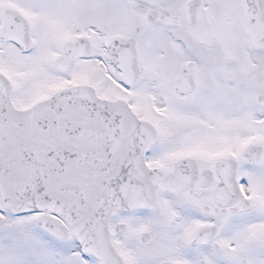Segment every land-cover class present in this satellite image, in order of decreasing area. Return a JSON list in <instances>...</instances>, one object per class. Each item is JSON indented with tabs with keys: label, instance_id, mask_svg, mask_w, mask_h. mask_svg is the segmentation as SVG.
I'll list each match as a JSON object with an SVG mask.
<instances>
[{
	"label": "snow or ice",
	"instance_id": "6c2138e0",
	"mask_svg": "<svg viewBox=\"0 0 264 264\" xmlns=\"http://www.w3.org/2000/svg\"><path fill=\"white\" fill-rule=\"evenodd\" d=\"M0 264H264V0H0Z\"/></svg>",
	"mask_w": 264,
	"mask_h": 264
}]
</instances>
